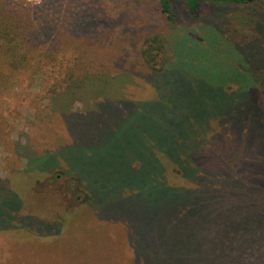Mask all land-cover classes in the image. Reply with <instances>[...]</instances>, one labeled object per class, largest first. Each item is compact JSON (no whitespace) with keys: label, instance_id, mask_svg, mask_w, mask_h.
<instances>
[{"label":"rangeland","instance_id":"rangeland-1","mask_svg":"<svg viewBox=\"0 0 264 264\" xmlns=\"http://www.w3.org/2000/svg\"><path fill=\"white\" fill-rule=\"evenodd\" d=\"M183 8L181 0L172 2L178 26L166 22L156 0H0V23L12 25L21 37L52 26L39 44L25 46L27 55L47 62L43 69L34 72L28 67L15 82L0 87V180L15 190L1 193L0 210L22 201L15 213L8 214L15 240L0 242V264H144L129 247L136 236L128 226L132 220L119 214L127 208L119 207L118 214L95 208L98 201L121 206L137 197L133 192L139 186L137 178L124 183L121 176L130 167L125 158L129 162L137 154L146 166L159 170L166 163V158L161 162L155 158L151 142L162 130L166 140L161 103L172 105L170 113L182 110L194 117L195 132L184 126L168 144L180 150L194 147L195 162L201 150L209 148L217 155L222 147L213 144V137L207 144L202 137L207 128L218 125L217 102L224 99L228 109H236L246 104L241 87L264 90V0L247 6L205 4L195 17L185 15ZM76 21L83 28L78 33L73 31ZM253 28L255 35L248 42ZM174 34L180 38L172 42ZM153 35L163 40L164 49L159 56L152 55L151 62L156 67L164 58L170 64L165 75L152 78V85L146 81L152 70L141 61L140 51L143 41ZM92 63L96 72L85 74ZM118 64L125 73L112 69ZM165 76L167 87L161 83ZM229 82L237 87L227 97L220 88ZM100 99L139 104L135 113L119 118L101 115L90 120L70 114L85 112ZM244 128L249 132L246 124ZM112 132V141L105 144ZM247 132L241 141L225 144L228 164L239 178L250 172L263 183L264 157ZM162 144L166 148V141ZM103 146V157L94 163L96 148ZM237 147L258 152L257 159L236 158ZM107 168L113 171L108 173ZM159 170L156 178L161 176ZM73 171L93 192L89 209L83 204L82 189L69 175ZM247 203L264 210L260 195L249 193ZM77 206L81 209L66 212ZM147 209L153 210V205ZM19 224L26 228H16ZM144 229L139 236L147 239ZM157 259L151 263L162 262Z\"/></svg>","mask_w":264,"mask_h":264},{"label":"trees","instance_id":"trees-1","mask_svg":"<svg viewBox=\"0 0 264 264\" xmlns=\"http://www.w3.org/2000/svg\"><path fill=\"white\" fill-rule=\"evenodd\" d=\"M156 1L166 22L178 25L172 9L174 0ZM181 1L184 14L195 17L198 15L199 9L205 4L247 6L254 0ZM11 27L12 25L8 23L4 26L0 23V87H5L11 81L15 82L16 77L28 67L36 72L38 69H43L44 65L47 64L43 59L32 58L25 52L28 46H36L41 42V39H45L47 34L52 31V26L46 25L41 28L39 34H30L27 38L21 37L18 33L16 34L13 27ZM81 29L83 28L80 26V21H76L73 31L78 33L76 30ZM170 34H173V32L171 31ZM178 35L180 34H174L171 41L175 42L180 38ZM254 35L255 28L252 29V32H249L248 42L252 40ZM142 45H144V48L140 51L141 61L145 66H148L149 70H152L147 74L146 81L153 85L152 78L165 75L170 60L161 59L159 65H157L158 67H155L156 64L151 62L152 55L159 56L163 53V40L159 36L153 35L145 39ZM175 55L176 52L172 58ZM4 66H7L10 70L5 71ZM114 66L116 67H112V69L117 70L120 74L125 73L120 64ZM94 69L92 63L86 67L85 74L96 72ZM161 83H165L167 87L166 76ZM231 84L233 83H226L220 88L224 96L228 97L229 93L237 87L232 88ZM246 86H243L245 89L241 87L247 97L246 104L243 107L230 110L226 107V100L218 101L215 106V120L218 125L214 129L207 128L202 136L205 138L206 144L213 137V144H220L223 148H218L217 155L210 153L209 148L205 151L201 150L195 162L193 161L195 156L194 147L189 146L184 150H180L170 146L168 142L170 139H174V136L184 126L188 130L192 128V131L195 132L198 124L194 122V117L182 110L170 113L169 109H173L172 105L165 101L162 102L159 112L166 118V140L164 138L165 131L162 130L153 135L151 142L156 147L153 151V153L155 152V158L159 162L166 158V163L163 167L160 166L159 170L153 166H146L145 160L137 154L135 157H130L129 162H126L125 158L124 162L130 167L128 172H121V176L125 178L124 183L128 182V178H137L136 183L138 182L139 186L135 187L137 190H133V192L137 191V197L129 200L127 204L123 202L121 206H119L121 204L119 202L110 206L102 205L101 201L97 202L99 206L95 209L101 211L100 213L112 211V213L118 214L119 207L130 210H123L119 214L131 217L132 222L128 226L133 227V233L136 236L133 241L128 242L129 247L133 250L134 256L144 260V264H152L151 262L156 258L162 261L159 264H264V254H261L264 251V210H258L253 203L251 206L247 203L249 193L252 196L260 195L262 203L264 202V182L262 183L257 175H254V173L251 175L250 172L246 173L249 177L239 178L232 171L234 168L229 167V155L227 156L228 153L224 150L226 148L225 144L232 141H241L242 138L240 137L243 136V132H247L244 128V124H246L249 129L247 134H250V137L252 135V142L259 146L256 149H261L259 152L264 157V94L262 93L264 90L262 88L255 89L253 85L248 88ZM138 104L130 100L109 101L100 99L93 102L91 108H88L85 112L73 111L70 114L72 116L87 117L90 120H96L101 115L102 117L106 115L119 118L127 112L135 113ZM206 106L208 110L211 109V106ZM210 114L211 111L208 115ZM61 117L66 120V116ZM191 124H193V127H191ZM116 126L110 128L108 132ZM113 133H107V138L110 134L111 136L105 144L112 141ZM165 141L166 148L162 144ZM148 142L150 144V139ZM81 146H83L82 143ZM105 146L96 148L95 153L97 155L92 157L94 163H98L99 159L103 157L102 152L105 153L103 151ZM236 149L238 154L236 158L245 160L253 157L252 160L254 161L257 159L256 154L258 152L239 150V147ZM81 165L84 164H79V166ZM98 167L102 168L101 166ZM110 169L107 168L106 172L111 173L113 170ZM157 170L161 172V176L156 178ZM116 171L118 170L116 169ZM147 171L150 172V176L145 173ZM69 175L73 177L76 185L82 189L84 194L83 204L89 209V196L91 197L93 192L89 190L87 185L82 183L76 172L73 171ZM113 178H118V175ZM133 186L129 190L134 189ZM144 186L148 187L143 188ZM124 188V190H127L126 187ZM4 190L12 189L5 185L4 180H0V196ZM12 191L15 192V190ZM16 192L18 194V191ZM18 196L20 198V195ZM21 203L20 200L14 207L0 210V221L5 223L0 224V234L4 237L0 238V242L4 239L6 242L15 240L11 237V232L13 234L15 231L10 227L7 218H9L8 214L12 215L20 208ZM151 204L153 210L149 211L147 207ZM108 208L109 210L104 211ZM79 209H81L80 206H77L66 212ZM16 226L19 229L26 228L22 224ZM142 228H145L144 232L148 240L139 236ZM28 234H30V237L35 236V233L28 232ZM141 240L144 244H141ZM144 246L147 249H144ZM141 263L143 264V261ZM138 264H140V261Z\"/></svg>","mask_w":264,"mask_h":264}]
</instances>
